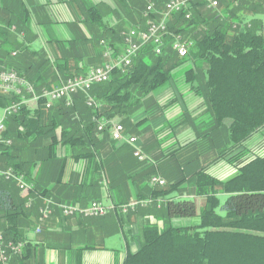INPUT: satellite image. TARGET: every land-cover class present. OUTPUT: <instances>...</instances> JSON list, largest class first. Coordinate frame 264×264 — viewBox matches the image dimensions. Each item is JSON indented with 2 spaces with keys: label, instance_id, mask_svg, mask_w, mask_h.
Wrapping results in <instances>:
<instances>
[{
  "label": "trees",
  "instance_id": "obj_1",
  "mask_svg": "<svg viewBox=\"0 0 264 264\" xmlns=\"http://www.w3.org/2000/svg\"><path fill=\"white\" fill-rule=\"evenodd\" d=\"M169 1L118 0L122 9L131 11L137 18L128 28L101 26L103 34L98 45L102 47L101 41H105L119 51L123 32L139 25L146 29L150 21L160 19L159 14L147 13V6L154 3L160 11ZM205 6L203 0L196 1L191 8V20L180 13L169 25L170 35H182L193 41L188 57L181 58L173 50V39L169 36L162 55L147 47L129 72L116 70L109 82L94 85L89 95L96 101V108H90L86 104L87 95L79 92L70 105L60 100L46 109L45 101L41 100L33 110L22 106L9 117L0 142V168L3 171L11 168L33 185L23 198L16 182L7 181L0 174V232L6 240L25 243L23 254L13 258L11 264L23 258L31 245L25 238L33 215V209L26 208L28 197L38 201L42 197L56 198L63 202L54 193L62 185L67 160L95 161L101 146L99 135L110 136L111 125L99 132V121L121 124L126 135L138 134L134 118L143 110L146 116L142 122L160 116L161 108L151 95L187 60L192 61L197 71L194 74L193 69L188 70L187 75H192L198 84L197 92L204 96L215 127H224V122L230 121L226 127L227 152L244 147L264 129V34L261 21L255 18L264 16V0H225L222 14L209 17L202 12ZM17 55L13 56L11 50L0 44V64L5 69H15L38 93L42 92L37 86L41 81L50 90L49 78L35 77L33 64L25 74L17 69ZM48 64V61L43 63ZM69 77L62 79L66 81ZM59 79L54 76V80ZM20 101L21 97L15 94H0V110ZM58 145L66 149L63 158L56 155ZM238 167L237 175L226 182L213 178L204 169L197 172V193L205 198L200 212L189 199L169 198L163 208L168 220L197 217L199 223L189 227L170 225L165 229L146 225L140 250L129 252L124 264H264V155L241 160ZM37 168L42 172L38 177ZM43 171L51 173L43 176ZM182 181L168 179L161 188L147 189L149 197L165 198ZM85 199L86 196L78 197L69 204L88 206L99 201Z\"/></svg>",
  "mask_w": 264,
  "mask_h": 264
},
{
  "label": "crops",
  "instance_id": "obj_2",
  "mask_svg": "<svg viewBox=\"0 0 264 264\" xmlns=\"http://www.w3.org/2000/svg\"><path fill=\"white\" fill-rule=\"evenodd\" d=\"M223 10L224 6L219 13ZM136 18V14L122 9L118 0H0V44L12 55H19L17 69L25 74L33 64L35 77H48L53 89L65 82L64 76L85 75L106 63L103 48L98 45L103 34L101 26L128 28ZM255 18L261 21L264 34V16ZM115 50L120 54L123 45ZM46 61L48 66L43 65ZM193 67L187 60L151 95L161 108L160 116L142 122L146 116L143 110L134 118L138 134L128 136L138 138L147 156L145 165L134 156L128 143L114 141L111 134L108 138L99 135L101 146L95 161L67 160L62 185L54 193L63 202L54 196L55 199L42 197L39 201L33 198L34 204L29 207L26 203L28 210L33 209L31 226L25 230L31 245L15 264H124L129 252L140 250L146 225L155 224L160 229L172 223L173 227H187L179 224L191 219L165 217L163 206L169 198L189 199L197 207L204 206L205 198L197 193V172L204 169L213 178L226 182L237 175L241 160L264 155V129L244 147L226 151V127L230 121H225L224 127H215L204 96L197 92L198 84L192 75H187L191 69L197 73ZM2 68L0 64V70L15 71ZM54 76L60 79L56 81ZM43 84L41 81L37 86L47 90ZM33 107L36 106H28ZM56 155L65 157L66 149L58 145ZM152 171L155 175H151ZM50 173L43 171V176ZM35 175H42L40 168ZM153 176L165 183L168 179L183 181L169 196L154 199L147 191L154 187L150 183ZM21 196L25 198L26 194L21 191ZM83 196L86 202H103L110 212L102 218L65 216L60 205H75L69 202ZM132 203L135 207L124 213L122 207ZM49 204L52 213L44 219L42 211Z\"/></svg>",
  "mask_w": 264,
  "mask_h": 264
},
{
  "label": "built area",
  "instance_id": "obj_3",
  "mask_svg": "<svg viewBox=\"0 0 264 264\" xmlns=\"http://www.w3.org/2000/svg\"><path fill=\"white\" fill-rule=\"evenodd\" d=\"M196 1L198 0H170L160 11H157L154 3L148 5L146 9L147 13L159 14V20L150 21L146 29L131 28L123 32V50L120 54H116V50L113 47L105 41H101L103 56L106 59V63L103 66L91 68L85 75L71 77L53 89L43 90L41 93H38L36 88L16 71L0 70V94H15L21 97L20 102L13 103L1 110L0 142L2 135L6 131L7 120L12 115L17 114L22 106L38 105L41 100L45 101L44 105L46 109H50L55 102L60 100H66L67 104L70 105L73 101V96L79 92H83L87 95L86 104L90 108H96L98 106L96 101L89 95V91L94 85L109 82L116 70H120L124 73L129 72L133 67L135 59L147 47H152L154 54L162 55L167 46V38L169 36L173 39V50L177 52L181 58L188 57L190 48L194 44L193 41L184 38L182 35H170L169 25L174 19V16L180 13H185V19L191 20V8ZM203 1L208 9L218 10L225 0ZM15 55L16 53H13V56ZM108 124L111 125L110 134L114 141L128 143L133 147L134 156L140 162H145L147 160V156L141 150L138 138L126 135L124 127L121 124L101 120L98 124V131H104ZM0 174L4 176L7 181H15L19 189L25 194L33 189V185L27 183L23 175L15 174L11 168L5 171L0 170ZM150 183L154 187H163L166 184L165 181L157 176H153ZM32 203L33 198L28 197L27 206H31ZM60 207L63 214L67 217L81 216L84 218H102L110 212V207L99 201H94L88 206L60 205ZM134 207L135 204L132 203L123 206L122 210L124 213H127ZM51 213L52 210L49 204L43 209L42 216L45 219ZM39 232L40 229L38 228L37 233ZM24 249V242L6 240L3 233L0 232V264H11L12 259L21 256Z\"/></svg>",
  "mask_w": 264,
  "mask_h": 264
},
{
  "label": "rangeland",
  "instance_id": "obj_4",
  "mask_svg": "<svg viewBox=\"0 0 264 264\" xmlns=\"http://www.w3.org/2000/svg\"><path fill=\"white\" fill-rule=\"evenodd\" d=\"M244 2H245V0H244ZM202 12L204 13V15L206 17H209V16H211V15H213L215 13H218L219 12V9L218 10H211V9H208L207 6H205V7H203ZM200 209H201V207H198V212H200L199 211ZM197 223H199V218L196 217V218L191 219V221H182L181 224H179V225H184V226L187 225V227H189V225L192 226V225H196ZM172 225H174V224L172 223Z\"/></svg>",
  "mask_w": 264,
  "mask_h": 264
}]
</instances>
